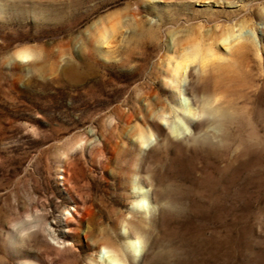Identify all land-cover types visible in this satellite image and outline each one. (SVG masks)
<instances>
[{
  "label": "rangeland",
  "instance_id": "obj_1",
  "mask_svg": "<svg viewBox=\"0 0 264 264\" xmlns=\"http://www.w3.org/2000/svg\"><path fill=\"white\" fill-rule=\"evenodd\" d=\"M103 246L264 264V0H0V264Z\"/></svg>",
  "mask_w": 264,
  "mask_h": 264
},
{
  "label": "clouds",
  "instance_id": "obj_2",
  "mask_svg": "<svg viewBox=\"0 0 264 264\" xmlns=\"http://www.w3.org/2000/svg\"><path fill=\"white\" fill-rule=\"evenodd\" d=\"M11 55L14 56L17 61L21 63H25L16 54V50H14ZM137 140L139 141L140 147L144 149H147L151 145H154L156 143L155 139H152L151 142H148L146 140H141L139 138ZM135 206L138 208L146 209L149 207V201L147 199H141L135 203ZM134 243L137 245L138 248L143 246V241L138 237L135 238ZM100 252L105 256V258L108 261V264H128L127 259L124 258L122 254L118 252L116 249L101 247Z\"/></svg>",
  "mask_w": 264,
  "mask_h": 264
},
{
  "label": "snow or ice",
  "instance_id": "obj_3",
  "mask_svg": "<svg viewBox=\"0 0 264 264\" xmlns=\"http://www.w3.org/2000/svg\"><path fill=\"white\" fill-rule=\"evenodd\" d=\"M19 56V58L24 61V62H28L31 61L33 59L32 54H30L27 51H21L17 54Z\"/></svg>",
  "mask_w": 264,
  "mask_h": 264
},
{
  "label": "bare ground",
  "instance_id": "obj_4",
  "mask_svg": "<svg viewBox=\"0 0 264 264\" xmlns=\"http://www.w3.org/2000/svg\"><path fill=\"white\" fill-rule=\"evenodd\" d=\"M134 242V241H133ZM134 244V243H133ZM136 245V244H135ZM103 247H107V248H113V247H108V246H103ZM115 249V248H113ZM117 250V249H116ZM118 251V250H117ZM120 252V251H118ZM121 253V252H120ZM122 254V253H121ZM97 255L99 256V261H101V264H108L107 259L105 258V256L100 252V248L97 252ZM135 256V255H134ZM102 258V259H101Z\"/></svg>",
  "mask_w": 264,
  "mask_h": 264
}]
</instances>
